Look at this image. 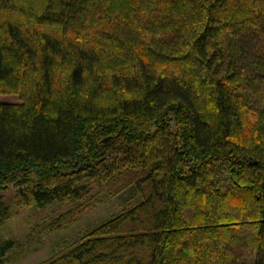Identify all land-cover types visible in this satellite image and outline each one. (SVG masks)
<instances>
[{"label":"trees","instance_id":"obj_1","mask_svg":"<svg viewBox=\"0 0 264 264\" xmlns=\"http://www.w3.org/2000/svg\"><path fill=\"white\" fill-rule=\"evenodd\" d=\"M0 94V226L131 192L38 264H264V0H0Z\"/></svg>","mask_w":264,"mask_h":264},{"label":"rangeland","instance_id":"obj_2","mask_svg":"<svg viewBox=\"0 0 264 264\" xmlns=\"http://www.w3.org/2000/svg\"><path fill=\"white\" fill-rule=\"evenodd\" d=\"M17 101L14 94H0V102ZM14 191L12 186L2 191L10 216L0 226V251L4 242L11 241L12 246L0 252V264H38L54 255L64 242L78 240L88 229L115 215L131 199V192L126 191L85 209L60 227L48 228L46 223L67 211L70 204L18 207Z\"/></svg>","mask_w":264,"mask_h":264}]
</instances>
